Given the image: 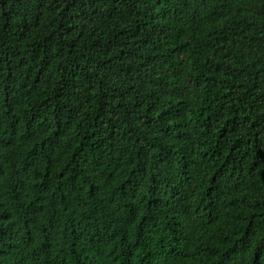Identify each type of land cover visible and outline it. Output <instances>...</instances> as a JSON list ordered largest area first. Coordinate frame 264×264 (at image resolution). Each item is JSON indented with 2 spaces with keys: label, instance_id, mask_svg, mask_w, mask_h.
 Here are the masks:
<instances>
[{
  "label": "trees",
  "instance_id": "16d2710c",
  "mask_svg": "<svg viewBox=\"0 0 264 264\" xmlns=\"http://www.w3.org/2000/svg\"><path fill=\"white\" fill-rule=\"evenodd\" d=\"M0 264H264V0H0Z\"/></svg>",
  "mask_w": 264,
  "mask_h": 264
}]
</instances>
